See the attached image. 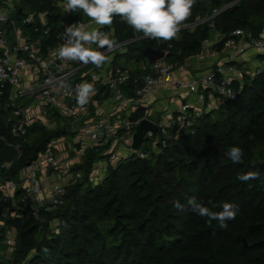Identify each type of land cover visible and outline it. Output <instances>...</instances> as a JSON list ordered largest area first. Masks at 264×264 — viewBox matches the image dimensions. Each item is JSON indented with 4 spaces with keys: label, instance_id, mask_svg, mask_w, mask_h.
I'll use <instances>...</instances> for the list:
<instances>
[{
    "label": "trees",
    "instance_id": "trees-1",
    "mask_svg": "<svg viewBox=\"0 0 264 264\" xmlns=\"http://www.w3.org/2000/svg\"><path fill=\"white\" fill-rule=\"evenodd\" d=\"M216 9L221 11L211 19L194 29H180L177 37L163 44L153 38L133 41L116 54L115 62L126 57L138 66L149 60L142 50L151 45L166 50V58L180 66L202 53L204 41L215 31L223 38L236 29L255 35L264 29V0H195L181 25L211 16ZM31 11L41 17L27 31L41 39L45 49L57 46L65 14L51 0H21L16 16L20 19ZM113 28L118 40L143 34L118 15ZM234 85L236 99L204 112L179 134L171 128L165 146L147 139L141 148L146 157L134 153L109 164L99 179L92 171L103 155L100 149H90L74 168L82 176L67 185L63 203L51 210L40 207L34 215L23 209L25 191L19 187L15 215L6 217L0 190V244L7 227L17 229L15 249L7 263L0 264H264V71L255 76L245 73ZM8 98L9 87L0 84V147L3 140H14ZM54 115V128L41 122L27 127L19 157L9 168L0 164L1 181H20L23 168L52 141L75 136L70 119ZM145 115L144 107H139L132 117ZM234 145L243 148L240 162L226 155ZM249 171L258 172V177L238 178ZM190 197L215 211L230 201L239 211L227 228H221L219 221L209 223L208 217L193 211L187 205ZM177 200L186 205L183 210L175 207Z\"/></svg>",
    "mask_w": 264,
    "mask_h": 264
},
{
    "label": "built area",
    "instance_id": "built-area-1",
    "mask_svg": "<svg viewBox=\"0 0 264 264\" xmlns=\"http://www.w3.org/2000/svg\"><path fill=\"white\" fill-rule=\"evenodd\" d=\"M20 2L21 0H0V84L9 87L6 107L13 108L11 135L14 140L7 142L14 144L20 155V138L27 127L34 122H41L49 127L56 126L54 113L58 112L71 121V129L75 133L74 141L70 145L71 151L80 164L90 149L101 150L103 158L92 171V176L98 179L103 175L102 170L109 164L115 165L122 158L134 153H139L141 157L147 156V153L141 150L142 147L138 150L132 147L136 128L144 118L134 119L132 114L139 107L145 106V99L152 95L162 81L189 93L179 104L173 116L172 127L159 122L157 133H147V139L152 140L154 145L162 142L165 146L171 128L179 134L181 130L193 127L204 112L218 107L222 101L237 98L238 91L234 85L236 80L241 81L245 73L255 76L264 71V66L258 64L252 72L241 70L235 65L250 48L264 50V29L260 35L236 29L220 48L214 49L213 55L219 54L222 58L218 64L188 78H179L174 74L179 65L166 58V50L163 58L154 61L148 58V61H141L135 68L115 64L118 52L126 51L133 41L150 37L137 34L127 40L115 39L113 22L111 25H97L82 9L68 10L67 0H51L52 4L65 14L66 22L58 45L45 49L41 39L31 36L27 31V26L35 24L41 13L27 12L19 19L16 11ZM220 11L216 9L211 16L188 22L181 25L180 29H194ZM73 23H83L88 30L97 28L114 41L111 48L105 46L102 49L108 57L103 65L97 67L92 63L83 64L78 60L56 55V49L66 41L65 28ZM38 29L39 27H36V30ZM48 31L49 28L46 29V32ZM214 34L219 39L222 38L219 32ZM218 41H212L210 37L204 41V48ZM158 42L163 44L166 40L158 39ZM90 46L97 47L95 43ZM138 69L140 72L136 73ZM83 82L93 83L94 93L85 105H80L76 100V90ZM190 94H193L194 98H190ZM216 96L221 100L216 101ZM98 97H104L105 103L112 108L113 113L110 116L92 114L91 106ZM65 140V137H62L52 141L34 161L23 168L20 181L0 180L2 199L6 205L4 216L15 215V193L19 187L25 191L22 198L23 209L34 215H38L40 207L51 210L63 203L67 185L82 176L81 171H70V158L63 156L67 149ZM0 164L1 167L9 168L11 163L2 161ZM61 172L65 173L63 179L58 177L59 179L47 180L53 174ZM2 224L4 225V222ZM56 231L59 232V229L56 228ZM16 241L17 229L7 227L1 243L7 246L10 256ZM5 253L7 252L0 249V256Z\"/></svg>",
    "mask_w": 264,
    "mask_h": 264
},
{
    "label": "clouds",
    "instance_id": "clouds-1",
    "mask_svg": "<svg viewBox=\"0 0 264 264\" xmlns=\"http://www.w3.org/2000/svg\"><path fill=\"white\" fill-rule=\"evenodd\" d=\"M195 0H67L68 10L82 9L97 25H111L114 16H121L134 30L142 32L153 39L171 40L178 36L180 26L191 15ZM66 41L56 49L60 58L78 60L83 64L103 65L108 57L102 49L111 48L114 41L97 28L86 29L83 23L70 24L65 28ZM95 43L97 47L90 45ZM94 93V84L83 82L77 86L76 100L80 105H85ZM233 162L243 159V148L234 145L226 153ZM259 173L249 171L240 175L242 181L254 180ZM192 210L202 217H208V222L219 221L221 228L228 227V221L234 220L238 214L239 206L226 201L215 211L198 201L195 197L187 200ZM185 204L179 200L175 207L183 210Z\"/></svg>",
    "mask_w": 264,
    "mask_h": 264
},
{
    "label": "crops",
    "instance_id": "crops-1",
    "mask_svg": "<svg viewBox=\"0 0 264 264\" xmlns=\"http://www.w3.org/2000/svg\"><path fill=\"white\" fill-rule=\"evenodd\" d=\"M211 37H212V41L221 40V38L219 39V37L216 36L215 34H212ZM215 45L216 44L213 45L210 44L203 49L202 53L195 56H191L188 59H186L185 63L183 65H180L175 70L174 72L175 76L179 78H188L191 75L200 72L201 70L210 68L218 64L222 58L219 54L213 55L214 49H218L215 47ZM262 54H264V50L250 48L248 53L245 54L242 58H240L236 63L238 64V67L241 70L245 71L248 69L246 68V66H248L247 63L253 64L252 69H254L255 65H257L256 64L257 59L259 57H262ZM241 81H243V79ZM186 94H189L187 93L186 90H178L171 83H166L162 81L160 85L152 93V95L149 98L145 99L146 101H145L144 110L145 111L147 110L148 114L145 115L144 117H149L150 119H152L157 123L161 122L167 125L168 127H172L174 124L173 116L179 104L182 101H184ZM189 96L190 98H194L193 94H190ZM220 100H221L220 97L216 96V101H220ZM101 103L105 104L104 97H98V99L92 104L91 106L92 114L94 115L97 113H101L102 115L110 116L113 113V112L111 113L112 108H110L109 105L107 106L108 108H103V105ZM65 141L69 145V149H68V145L66 144L67 149L63 153V156L70 157L69 163L71 164L73 169L78 159L75 157L73 151H71L70 145L72 144V142H69L67 140ZM61 173L53 174L52 177L48 179V181H51L54 178L57 179L58 177L63 179L65 173L64 172Z\"/></svg>",
    "mask_w": 264,
    "mask_h": 264
},
{
    "label": "water",
    "instance_id": "water-1",
    "mask_svg": "<svg viewBox=\"0 0 264 264\" xmlns=\"http://www.w3.org/2000/svg\"><path fill=\"white\" fill-rule=\"evenodd\" d=\"M228 39L229 36H224L223 38H221L220 41L216 43L215 47L220 48L223 45V43L226 42ZM142 52L151 61L163 58L165 56L164 50L157 49L151 45H148L147 47L143 48ZM130 95L132 96L133 94L130 93ZM149 131H153L154 133H157L159 131V125L157 122L153 121L149 117H144L141 120V122L138 124L136 128V132L134 134L132 147L135 150H138L143 146V143L146 141L147 133ZM18 156H19V150L14 144H11L6 140H3L1 142L0 162L6 161L8 163H13L18 158Z\"/></svg>",
    "mask_w": 264,
    "mask_h": 264
},
{
    "label": "rangeland",
    "instance_id": "rangeland-1",
    "mask_svg": "<svg viewBox=\"0 0 264 264\" xmlns=\"http://www.w3.org/2000/svg\"><path fill=\"white\" fill-rule=\"evenodd\" d=\"M214 33H217L216 31L214 32ZM256 63V62H255ZM115 64H117V65H122V66H127V67H137V66H135V64L133 63V62H131V61H129L128 60V58H126V57H121L117 62H115ZM256 64H258V65H260V66H264V56H262V57H259L258 59H257V63ZM235 65L236 66H238V64L237 63H235ZM247 65L248 66H246V68H248L247 69V71H249V72H252V66H253V64H250V63H247ZM250 69H252V70H250ZM253 74V73H252ZM102 104V103H101ZM103 105V108H108L107 106H108V103H103L102 104ZM111 108V107H110ZM146 112V115L148 114V112H147V110L145 111ZM55 126H53V125H50V128H54ZM65 139L67 140V141H69V142H73L74 141V137L73 136H71V135H69V136H66L65 137ZM147 144H149V142H147V143H145V146H147ZM68 145V144H67ZM68 149H69V145H68ZM70 154V153H69ZM68 158H70L69 156H68ZM68 164H70V163H68ZM80 163H79V161H76V163H75V166H74V168L77 166V165H79ZM108 166V165H107ZM105 167V166H104ZM74 168L73 169H71V167H70V171H74ZM106 168L107 167H105L104 169L105 170H102V172H101V174H104V173H106ZM58 174V173H57ZM62 174V173H61ZM67 176V175H66ZM64 177H65V175H64ZM48 180V179H47ZM0 249H2V250H4V251H6L7 253H5V254H3V255H1V258L2 259H0V261H5V263H7V260H8V258H9V251H8V249H7V246H4L3 244L1 245L0 244Z\"/></svg>",
    "mask_w": 264,
    "mask_h": 264
}]
</instances>
